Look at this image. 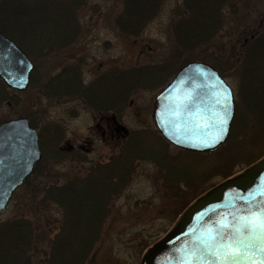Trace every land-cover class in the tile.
Instances as JSON below:
<instances>
[{"label": "trees", "instance_id": "16d2710c", "mask_svg": "<svg viewBox=\"0 0 264 264\" xmlns=\"http://www.w3.org/2000/svg\"><path fill=\"white\" fill-rule=\"evenodd\" d=\"M245 1L180 0L169 24L170 47L162 62L108 71L89 85L81 83L76 67L63 68L40 86V93L55 100L74 96L85 108L97 113L107 112L118 123L122 103L131 89L162 88L185 63L193 60L208 63L223 78L234 77L237 84L231 133L220 148L210 152L220 156L219 171L227 172L233 162L229 152L241 132L249 131L248 121L257 119L254 124L258 129L264 126V25L258 26L252 17L254 7L242 6ZM88 2L90 0H0V32L13 40L32 62L49 57L79 37L80 14ZM162 4L163 0H121L113 20L116 31L124 37L140 36ZM36 73L33 69L30 84ZM15 102L16 92L0 80V108ZM24 116L37 128L32 115ZM4 120L7 116L0 118V122ZM37 133L39 148L44 151L24 184L29 183L30 177H43L41 169L50 162L85 161L78 152H67L59 147V128L46 131L49 134L46 140L42 132ZM257 134L254 143L264 140L262 129ZM122 135L118 155L90 168L86 177H75L61 185L54 181L29 184V204L33 208L29 212L33 214L0 222V264H85L108 203L118 194L120 185L129 181L127 171L135 160L146 159L157 164L164 172L158 179L174 202L188 197L181 183L184 187L187 185L190 192L196 190L190 180L177 177L175 166L179 161L208 153L178 150V154L169 156L166 153L169 144L156 130L154 133L131 130ZM49 203L56 205L60 212L52 239L48 234L53 228L48 227L51 221L44 210ZM39 240L48 246V254L39 261H31L33 252L40 249Z\"/></svg>", "mask_w": 264, "mask_h": 264}, {"label": "rangeland", "instance_id": "374dc122", "mask_svg": "<svg viewBox=\"0 0 264 264\" xmlns=\"http://www.w3.org/2000/svg\"><path fill=\"white\" fill-rule=\"evenodd\" d=\"M246 4L254 7L252 17L258 26L264 25V0H246L242 6ZM179 5L180 0H163L154 19L147 23L140 36L132 38L118 34L113 24L121 0H90L81 11L78 22L81 34L75 42L50 52L49 57L36 58L33 62L37 72L34 82L29 83L25 90L16 92L13 105L0 108V118L7 116L8 120L30 114L44 140L49 137L46 131L59 128V147L70 151L77 148L76 152L85 161L69 159L43 166V177H30L28 184L23 183L14 191L7 207L0 213V222L33 214L29 212L33 209L32 204H29V184L42 185L54 181L61 185L75 177L82 179L87 176L90 168L105 164L110 157L117 156L122 145L120 139L123 129L127 132L142 130L154 133L156 129L151 108L155 95L161 89L159 87L131 89L122 103L118 123L110 124L113 117L107 112L97 113L85 108L74 96L60 97L59 100L47 96L50 98L47 99L41 95L40 86L45 85L63 68L71 66L76 67L81 83L89 85L96 77L108 71L162 62L170 47L169 24ZM225 80L234 94L237 85L234 77ZM255 121L257 119L248 121L249 131L246 133L245 129L237 137L236 144L229 152L233 162L227 172L219 171L220 156L215 153L179 161L178 166H175L177 177L187 178L196 186V190L190 192L187 185L184 187L180 184L188 194L181 202H174L166 193L163 183L158 179L164 172L160 171L157 164L146 159L135 160L132 168L127 171L129 181L120 185V191L108 203L106 214L100 221L97 239L86 256L85 264H139L144 252L172 228L187 207L209 190L239 176L264 158V140L254 143L259 130L264 131V126L258 129ZM256 124L259 125V122ZM112 125L114 131L111 130ZM109 130L113 132L111 135ZM178 150L169 144L166 153L175 156ZM44 210L51 221L47 225L53 228L48 234L49 239H52L60 212L52 203L46 205ZM38 244L40 251L33 252L35 255L31 261H39L48 254L46 243L39 240Z\"/></svg>", "mask_w": 264, "mask_h": 264}, {"label": "water", "instance_id": "95a60500", "mask_svg": "<svg viewBox=\"0 0 264 264\" xmlns=\"http://www.w3.org/2000/svg\"><path fill=\"white\" fill-rule=\"evenodd\" d=\"M33 68L27 55L0 32L3 84L17 92L25 90ZM151 115L158 133L171 145L192 153L211 152L228 137L234 117L233 92L213 66L189 61L156 94ZM221 118L223 128L218 122ZM40 159L37 131L27 117L0 123V213ZM261 213L264 158L187 207L172 228L144 252L139 264H264L259 230L255 234L237 231L241 217ZM237 241L256 247L226 255L224 246Z\"/></svg>", "mask_w": 264, "mask_h": 264}, {"label": "snow or ice", "instance_id": "6c2138e0", "mask_svg": "<svg viewBox=\"0 0 264 264\" xmlns=\"http://www.w3.org/2000/svg\"><path fill=\"white\" fill-rule=\"evenodd\" d=\"M218 122L221 128H223V125L225 124V120L221 118L219 119ZM257 230H259L260 239L264 241V213H261L259 215L251 214L250 216L240 218V226L237 228L238 232L250 231L251 233L255 234ZM261 246H264V243H262ZM255 247L256 245L252 243L245 244L243 241H237L235 244L229 243L224 246L226 255L229 252L232 253L239 252L241 248H255Z\"/></svg>", "mask_w": 264, "mask_h": 264}, {"label": "flooded vegetation", "instance_id": "af4514ba", "mask_svg": "<svg viewBox=\"0 0 264 264\" xmlns=\"http://www.w3.org/2000/svg\"><path fill=\"white\" fill-rule=\"evenodd\" d=\"M114 123H116V122H115V120L112 118V121H111L110 124H114ZM113 129L115 130V128H114L113 125H112V126H111V130L114 131ZM111 130H109V131H111ZM112 131L110 132V135L113 133ZM72 149H73L74 152H76V149H77V148H76V149H75V148H72ZM66 150H67V149H66ZM73 151L67 150V152H73ZM80 152H81V151H80ZM81 153H83V152H81Z\"/></svg>", "mask_w": 264, "mask_h": 264}]
</instances>
